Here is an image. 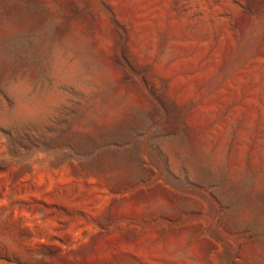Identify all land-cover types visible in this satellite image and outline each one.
<instances>
[{
  "label": "rangeland",
  "instance_id": "1",
  "mask_svg": "<svg viewBox=\"0 0 264 264\" xmlns=\"http://www.w3.org/2000/svg\"><path fill=\"white\" fill-rule=\"evenodd\" d=\"M0 264H264V0H0Z\"/></svg>",
  "mask_w": 264,
  "mask_h": 264
}]
</instances>
